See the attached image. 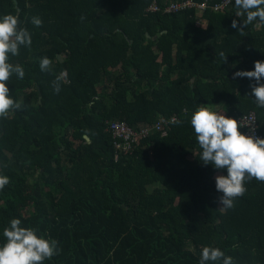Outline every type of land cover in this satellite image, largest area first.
Instances as JSON below:
<instances>
[{
    "label": "trees",
    "instance_id": "trees-1",
    "mask_svg": "<svg viewBox=\"0 0 264 264\" xmlns=\"http://www.w3.org/2000/svg\"><path fill=\"white\" fill-rule=\"evenodd\" d=\"M175 1L0 0V18L18 16L32 39L9 56L25 76L8 81L22 108L0 118V175L10 181L0 190V246L15 218L58 241L43 264H199L203 247L264 264V182L247 181L221 210L215 177L227 171L203 164L190 123L207 104L236 120L254 111L264 138L255 81L233 78L264 61V24L237 31L233 19L246 16L234 0L220 11L210 9L220 0H194L209 6L201 28L194 7L163 12ZM153 2L160 11H148ZM173 115L181 123L138 135L131 153L115 149L109 121L140 129Z\"/></svg>",
    "mask_w": 264,
    "mask_h": 264
},
{
    "label": "clouds",
    "instance_id": "clouds-1",
    "mask_svg": "<svg viewBox=\"0 0 264 264\" xmlns=\"http://www.w3.org/2000/svg\"><path fill=\"white\" fill-rule=\"evenodd\" d=\"M237 17H245L242 24L233 19L231 27L242 32L245 27L258 21L264 24V0H234ZM83 19V17H81ZM32 24L40 27L42 20L32 17ZM32 44L30 32L20 27L18 16L6 14L0 18V118H7L10 111L21 109L22 102L15 101L8 87V81L15 73L23 79L25 72L20 65L9 62V56H18L20 48ZM223 62L227 55L220 52ZM42 72L52 70V61L43 57L39 61ZM66 71L53 81L56 93L60 91V82L66 78ZM254 80L251 84V95L258 107L264 108V61L254 62L252 71H236L233 78ZM173 123L181 121L173 118ZM191 126L196 140L202 149L200 160L204 165H212L216 170H225L227 175L215 177V189L222 193L219 197L221 210L234 207V201L242 197L245 183L255 179L264 182V138L253 134L246 135L240 131L241 124L234 118L214 110L211 104L198 107L191 116ZM9 177L0 175V190L9 184ZM38 229L22 227L20 219H12L10 226L3 231L6 242L0 246V264H43L59 254L58 241L38 236ZM234 264L231 256H226L219 248L203 247L199 264Z\"/></svg>",
    "mask_w": 264,
    "mask_h": 264
},
{
    "label": "built area",
    "instance_id": "built-area-1",
    "mask_svg": "<svg viewBox=\"0 0 264 264\" xmlns=\"http://www.w3.org/2000/svg\"><path fill=\"white\" fill-rule=\"evenodd\" d=\"M232 2L233 0H220L214 6H210V9L214 11L224 10L229 7ZM190 7H194L198 13L202 14L209 6L206 2L197 3L194 0H177L164 7L163 12L175 13L181 11L182 9ZM160 10V7L156 5L155 2L151 3L148 7L149 12H158ZM173 118L176 119V116L173 115L168 120L160 119L154 122L151 126L143 127L140 129H132L124 122L109 121L108 129L112 133L113 144L117 152L124 151L131 153L133 151L134 144L138 135L147 136L152 132L160 131L163 128V125L172 122ZM237 121L245 129L246 135L253 134L250 129L255 128V135L263 138V136L258 131L259 126L256 113L254 111H250L249 113L240 116Z\"/></svg>",
    "mask_w": 264,
    "mask_h": 264
},
{
    "label": "crops",
    "instance_id": "crops-1",
    "mask_svg": "<svg viewBox=\"0 0 264 264\" xmlns=\"http://www.w3.org/2000/svg\"><path fill=\"white\" fill-rule=\"evenodd\" d=\"M203 14L199 15L200 17L196 20L197 21V25L201 28H205L207 25V21L205 19L204 16H202ZM223 113V112H220Z\"/></svg>",
    "mask_w": 264,
    "mask_h": 264
},
{
    "label": "water",
    "instance_id": "water-1",
    "mask_svg": "<svg viewBox=\"0 0 264 264\" xmlns=\"http://www.w3.org/2000/svg\"><path fill=\"white\" fill-rule=\"evenodd\" d=\"M85 138L88 140L89 138L87 136H85Z\"/></svg>",
    "mask_w": 264,
    "mask_h": 264
},
{
    "label": "rangeland",
    "instance_id": "rangeland-1",
    "mask_svg": "<svg viewBox=\"0 0 264 264\" xmlns=\"http://www.w3.org/2000/svg\"><path fill=\"white\" fill-rule=\"evenodd\" d=\"M30 180H32V179H30Z\"/></svg>",
    "mask_w": 264,
    "mask_h": 264
}]
</instances>
